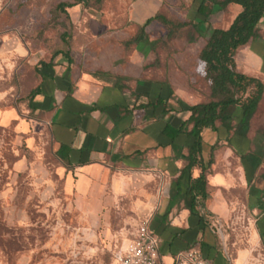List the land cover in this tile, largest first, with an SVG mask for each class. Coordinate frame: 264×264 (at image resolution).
Segmentation results:
<instances>
[{
  "label": "crops",
  "instance_id": "crops-1",
  "mask_svg": "<svg viewBox=\"0 0 264 264\" xmlns=\"http://www.w3.org/2000/svg\"><path fill=\"white\" fill-rule=\"evenodd\" d=\"M190 1L197 13L201 0ZM118 2L124 16L113 23L114 29L109 19L91 22L84 26V36L72 37L71 61L59 54L52 67L42 70L34 106L43 113L54 154L66 168L67 186L81 205L101 212L125 194L154 185L160 190L159 204L144 223L158 234L163 262L174 264L178 254L198 247L210 264H245L254 246L264 252L263 166L254 170L242 157L253 149L252 134H236L228 142L223 127L203 130L202 157L206 166L212 163L206 171L207 195L197 196L192 213L190 179L199 177L202 169H184L194 139L186 133L172 139L164 128H178L190 116L189 107L208 101L209 90L190 88L175 61L169 67L163 60L157 69L158 56L154 58L147 32L152 22L145 37L126 45L138 35H130V25L141 27L159 12L158 1ZM82 7L68 9L72 24ZM241 10L233 3L224 10L213 4L208 20L235 12L230 25ZM258 28V36L239 48L235 59L238 71L264 83V17ZM158 98L166 105L142 107ZM238 220L244 222L242 233L226 229Z\"/></svg>",
  "mask_w": 264,
  "mask_h": 264
},
{
  "label": "rangeland",
  "instance_id": "rangeland-1",
  "mask_svg": "<svg viewBox=\"0 0 264 264\" xmlns=\"http://www.w3.org/2000/svg\"><path fill=\"white\" fill-rule=\"evenodd\" d=\"M62 1L0 0V264H113L116 248L159 204L160 190L153 185L129 192L97 212L96 207L81 205L67 186L66 168L54 154L43 113L32 107L31 93L41 83L42 62L66 48L64 33L78 38L87 33L84 26L106 19L114 29L124 11H119L118 0H108L103 8L82 7L74 16L78 22L69 26L71 18L55 9ZM156 1L173 22H196V29L178 30L152 22L147 32L154 58L158 56L157 69L163 60L169 67L175 61L190 88L208 87L199 53L211 30L226 28L236 13L205 20L190 0ZM170 28L176 38L168 37ZM128 30L134 37L140 27L131 24ZM250 124L252 134L264 128V101ZM260 166L264 175V162ZM242 223L230 222L226 229L233 227L240 234ZM251 249L245 264H264V252Z\"/></svg>",
  "mask_w": 264,
  "mask_h": 264
},
{
  "label": "trees",
  "instance_id": "trees-1",
  "mask_svg": "<svg viewBox=\"0 0 264 264\" xmlns=\"http://www.w3.org/2000/svg\"><path fill=\"white\" fill-rule=\"evenodd\" d=\"M104 1L65 0L58 3L55 9L56 11L62 12L69 19V8L78 4H82L84 7L96 6L99 8ZM231 3L241 6V12L234 18L228 28L212 29L205 46L199 53V59L206 66L204 79L208 83V101L199 102L189 107L187 110L190 111V116L178 128L169 124L164 128V133L172 139L181 133L191 135L194 139L193 143L188 146V164L184 169V171L191 170L197 165L202 169L199 177L190 179L189 191L192 193L190 210L192 213L194 212L197 196L205 198L207 195L206 171L212 163L209 160L206 166L202 157L203 130L209 127L217 131L219 127H223L227 131L226 140L228 142L236 134L243 137L252 134L250 121L260 107L264 93V83L256 77L238 71L235 59L239 48L247 45L259 34L258 24L264 17V0H201L197 8V14L205 20H208L214 14L213 4H217L220 10H224ZM153 21H159L164 26H171L177 30L185 29L188 26L196 29V23L193 19L175 23L159 11L146 20L140 27L138 35L134 39L126 42V45L129 46L145 37L147 35L145 28ZM68 24L69 26L72 25L71 20H68ZM172 33L173 30L170 28L168 37L170 39L176 38ZM64 35H66L65 39L67 38L66 48L56 50L49 62H42V69L52 67L54 65L53 59L59 54L68 57L71 61L70 52L73 36L69 32L64 33ZM41 76H44L42 70ZM40 93L41 84L31 93L32 103ZM161 104L166 105L162 98H158L155 102H148L142 105V107L156 108ZM32 107L36 109L34 104H32ZM164 110L167 109L165 108ZM189 125H192L190 130L187 129ZM251 143L253 149H250L242 157L248 159L254 170H257L264 162V128L255 130L252 134ZM216 147L217 144L212 145L211 151ZM57 155L61 157L59 152ZM179 179L177 181L178 193L180 192Z\"/></svg>",
  "mask_w": 264,
  "mask_h": 264
},
{
  "label": "built area",
  "instance_id": "built-area-1",
  "mask_svg": "<svg viewBox=\"0 0 264 264\" xmlns=\"http://www.w3.org/2000/svg\"><path fill=\"white\" fill-rule=\"evenodd\" d=\"M113 264H166L161 259L159 237L149 227L141 223L132 237L116 248ZM174 264H210L198 247L178 254Z\"/></svg>",
  "mask_w": 264,
  "mask_h": 264
}]
</instances>
